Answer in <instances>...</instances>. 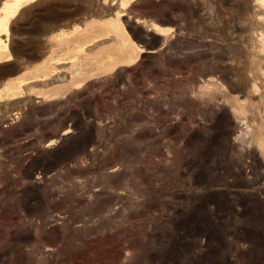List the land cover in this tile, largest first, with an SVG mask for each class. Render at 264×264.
Instances as JSON below:
<instances>
[{
	"label": "rangeland",
	"instance_id": "rangeland-1",
	"mask_svg": "<svg viewBox=\"0 0 264 264\" xmlns=\"http://www.w3.org/2000/svg\"><path fill=\"white\" fill-rule=\"evenodd\" d=\"M7 30L0 264H264V0H37Z\"/></svg>",
	"mask_w": 264,
	"mask_h": 264
},
{
	"label": "bare ground",
	"instance_id": "bare-ground-1",
	"mask_svg": "<svg viewBox=\"0 0 264 264\" xmlns=\"http://www.w3.org/2000/svg\"><path fill=\"white\" fill-rule=\"evenodd\" d=\"M29 1H37V0H9L7 3L4 4V7H3V15H0V33H3V32H8V20L11 18L12 15H14L16 12H18L19 9L22 8V5L29 2ZM111 29H115V30H120V25L119 23H115V24H111ZM98 30V29H97ZM90 33V32H89ZM93 34V33H92ZM81 35V34H80ZM89 35V34H88ZM79 37V36H78ZM93 37V36H92ZM94 38V37H93ZM91 39V38H90ZM99 40V39H98ZM3 42L0 38V49L1 47L3 46ZM93 42V41H92ZM82 43V42H81ZM6 47V46H4ZM80 47V46H79ZM3 49V48H2ZM132 52V51H131ZM126 53V52H125ZM117 54V53H116ZM0 55H1V52H0ZM130 55V54H129ZM134 61V60H132ZM124 62V61H123ZM25 84H29V81H26V80H23L20 82V88L16 91L18 92L19 90H21L22 86L25 85ZM10 90V89H9ZM12 90V89H11ZM5 92V91H4ZM22 92V91H20ZM20 94V93H19ZM5 95V94H4ZM10 94H7L8 97ZM13 95H16V92L13 93ZM12 95V96H13ZM18 95V94H17ZM6 96V95H5ZM4 96V98L6 99V97ZM11 96V97H12ZM1 94H0V98H1Z\"/></svg>",
	"mask_w": 264,
	"mask_h": 264
}]
</instances>
